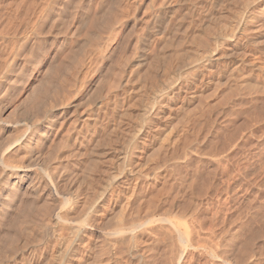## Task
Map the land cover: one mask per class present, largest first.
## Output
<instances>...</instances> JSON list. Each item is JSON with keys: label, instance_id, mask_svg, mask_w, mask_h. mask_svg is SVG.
Masks as SVG:
<instances>
[{"label": "rangeland", "instance_id": "obj_1", "mask_svg": "<svg viewBox=\"0 0 264 264\" xmlns=\"http://www.w3.org/2000/svg\"><path fill=\"white\" fill-rule=\"evenodd\" d=\"M252 2L0 0V96L10 83L13 87L5 100L0 97V102L2 100L12 110L33 89L37 88L38 92L39 85L47 89L50 83L60 84V78L68 81L75 78L82 83L76 96L77 104H80L70 107L65 122L58 129L62 128L64 134L78 131L76 135L70 132L72 138L67 145L71 147L80 142L85 148L82 153H90L85 154L86 158L85 155L78 157H83L81 162L79 159L74 161L79 186L75 184L69 186L70 189L67 186L65 196L60 200L63 212L69 213L67 222L47 219L52 203L47 206L49 211L42 209L40 212L36 208L42 205L39 192L29 199L39 211L32 207L35 212L29 217H21V223L15 222L17 226L8 225L6 220L0 221V257L7 258L0 264H51L58 242L71 237L72 252L63 264H88L93 260L91 257L106 249L103 247L108 244L103 243L104 238L117 228L115 221L121 217V209L126 204L129 209L120 225L124 226L123 231L117 235L116 243L110 244L109 256L114 257L106 264H264V74L253 66L256 63L264 68V0ZM105 10L114 14L113 18L108 17L110 23L106 19L107 12L104 15ZM238 14L241 15L239 20ZM230 21L236 23V28L228 23ZM226 24L234 26V33L230 30L226 33ZM197 28L202 31L198 29L197 34L190 36V29ZM220 30L225 32V37ZM228 32L232 37H228ZM218 34L216 51L204 56ZM234 45L238 47L232 48ZM185 50L192 52L185 53ZM239 50L240 55L246 53L243 59L240 55L236 58ZM232 51L237 52L232 54ZM74 54L81 61L78 64L83 68L87 66L85 79L82 66L75 72L74 67L78 66ZM178 54L185 55L187 59H184L189 61L191 57L192 66L183 68L177 75H170L169 71H164L169 65H163ZM71 60L75 63H72L73 71L66 66L68 61L72 65ZM65 66L70 68L67 73ZM81 80L88 82L85 84ZM65 82L61 80L62 84ZM145 107L148 109L143 111ZM71 122L74 123L72 129L69 128ZM165 129L172 133L162 135ZM129 134L133 137L126 151L129 161H125L123 169H119L121 172H117L115 157L118 158L120 149L123 152L122 146L130 138ZM58 138L61 136L56 137V141ZM136 167L144 168L143 176L137 181L140 186L133 193L132 189L127 191V187L130 186L129 178L138 171ZM68 168L72 169L68 165L64 170L70 172ZM113 170L117 177L102 190L106 174ZM84 188L92 191L88 194ZM87 194H91L89 199ZM130 194L132 199H129ZM90 197L95 203L84 211L81 209L84 204L93 203ZM85 198L89 201L83 204ZM68 200L71 201L67 205ZM116 216L119 218H114ZM68 226L78 227L76 237Z\"/></svg>", "mask_w": 264, "mask_h": 264}, {"label": "bare ground", "instance_id": "obj_2", "mask_svg": "<svg viewBox=\"0 0 264 264\" xmlns=\"http://www.w3.org/2000/svg\"><path fill=\"white\" fill-rule=\"evenodd\" d=\"M117 1V0H116ZM130 1V0H129ZM165 1V0H164ZM234 1V0H233ZM249 1H253L254 2V0H249ZM119 2V1H118ZM121 2V1H120ZM127 2V1H126ZM162 2V1H161ZM170 2V1H169ZM252 2V3H253ZM152 3V2H151ZM159 3V2H158ZM208 3V2H207ZM212 3V2H211ZM215 3V2H214ZM242 3H244V2H242ZM160 4H162V3H160ZM166 4V3H165ZM169 5V4H168ZM204 5V4H203ZM236 5V4H235ZM129 6V5H128ZM160 6V5H159ZM165 6H167V5H165ZM210 6H212V5H210ZM250 6V5H249ZM124 7V6H123ZM135 7V6H134ZM206 7V6H205ZM239 7V6H238ZM117 8V7H116ZM120 8V7H119ZM118 8V9H119ZM215 8H217V7H215ZM111 9H113V8H111ZM115 9V8H114ZM206 9V8H205ZM264 9V8H263ZM131 10H132V8H131ZM262 10V9H261ZM103 11V10H102ZM105 12H107L106 10L104 11V15H111V11H110V14L107 12V14H105ZM125 12V11H124ZM206 12H207V10H206ZM239 12H241V10L239 11ZM252 12V11H251ZM253 12H254V10H253ZM63 13V12H62ZM158 13V12H157ZM208 13V12H207ZM256 13V12H255ZM259 13H260V11H259ZM262 13V12H261ZM118 14V13H117ZM120 15H121V13H119ZM198 14H200V13H198ZM221 14H223V12L221 13ZM257 15H258V13H256ZM107 15V18L106 19H108V22H109V18L108 17H111V18H113V15H111V16H108ZM115 15H116V12H115ZM254 15V14H253ZM260 15V14H259ZM118 16V15H117ZM143 16V15H142ZM204 16V15H203ZM241 17V15H239L238 14V20L240 19V17ZM216 17V16H215ZM217 17H218V15H217ZM246 17V16H245ZM249 17V16H248ZM251 17V16H250ZM253 17V16H252ZM117 18V17H116ZM122 18H124V17H122ZM147 18V17H146ZM195 18V17H194ZM199 18V17H198ZM212 18V17H211ZM221 18H223V16L221 17ZM115 19V18H114ZM251 19V18H250ZM255 19V18H254ZM254 19H252V20H254ZM100 20H103V19H100ZM112 20V19H111ZM115 20H117V19H115ZM115 20H113V21H115ZM118 20H120V19H118ZM124 20V19H123ZM216 20V19H215ZM214 20V21H215ZM219 20H220V17H219ZM238 20H237V22H238ZM195 21V20H194ZM201 21V20H200ZM209 21V20H208ZM221 21H222V19H221ZM246 21V20H245ZM244 21V22H245ZM248 21H250V20H248ZM100 22V21H99ZM202 22H204L203 20H202ZM224 22V21H223ZM232 22H236V20H232ZM231 21L230 22H228L229 24L230 23H232ZM236 22V23H237ZM244 22H243V24H244ZM110 23V22H109ZM212 23H214L213 21H212ZM218 23V22H217ZM221 22H219V24H220ZM236 23H232L234 26H235V24ZM116 24V23H115ZM197 24H199V22H197ZM202 24V23H201ZM250 25H251V23H249ZM99 25V24H98ZM113 25V24H112ZM200 25V24H199ZM217 25V24H216ZM225 25V24H224ZM227 25V24H226ZM255 25V24H254ZM253 25V26H254ZM257 25V24H256ZM260 25V24H259ZM221 26H222V24H221ZM229 26V28H227ZM234 26H232V25H227V26H225V28L227 29L226 30V33H227V31H229L230 30V33L232 32V33H234L233 31L235 30L234 29ZM243 26V25H242ZM113 27V26H112ZM111 27V28H112ZM223 27V26H222ZM120 28V27H119ZM235 28H236V26H235ZM244 28V27H243ZM256 28V27H255ZM199 28H197V29H193V30H191L190 29V36H192V34H193V36L195 35V34H197L195 31L196 30H198ZM221 29V28H220ZM241 29V28H240ZM246 29V28H245ZM245 29H243L244 30V32H245ZM258 29V28H257ZM117 30V29H116ZM201 29H199V31H200ZM203 30H204V28H203ZM222 31H223V29H221ZM220 30V32L221 33H223V35H222V37L224 36V35H226L225 34V32H222ZM251 30V29H250ZM249 30V31H250ZM202 31V30H201ZM205 31H207V30H205ZM205 31H203V33L205 32ZM248 31V30H247ZM255 31V30H254ZM263 31V30H262ZM208 32V31H207ZM207 32H206V35H208L207 34ZM115 33V32H114ZM229 33V32H228ZM230 33L228 34V35H230ZM199 34V33H198ZM202 34V33H201ZM212 34V33H211ZM250 34V33H249ZM112 35V34H111ZM93 36V35H92ZM113 36V35H112ZM116 36V35H115ZM199 36V35H198ZM205 36V35H204ZM213 36V35H212ZM220 35L218 34V36L216 35V37H214V40H213V45L212 46H210L211 48L210 49H205L206 51L204 52V56H208V55H213V53L216 51V41H217V37H219ZM154 37V36H153ZM159 37V36H158ZM200 37V36H199ZM203 36L201 35V38H202ZM208 37V36H207ZM225 37V36H224ZM228 37H232V34L230 35V36H228ZM93 38V37H92ZM161 38V37H160ZM204 38V37H203ZM220 38V37H219ZM234 38V37H233ZM252 38V37H251ZM38 39V38H37ZM94 39V38H93ZM199 41H201L200 39H198ZM84 41V40H83ZM204 42H205V40H204ZM216 42V43H215ZM221 42V41H220ZM253 42H255V41H253ZM83 43V42H82ZM209 43V42H208ZM222 43V42H221ZM80 44V43H79ZM211 44V43H210ZM209 44V45H210ZM251 44V43H250ZM255 44H257V43H255ZM78 45V44H77ZM221 45V44H220ZM202 46V45H201ZM205 46H206V44H205ZM205 46H203V48L205 47ZM207 46H208V44H207ZM206 46V47H207ZM78 47V46H77ZM205 47V48H206ZM221 47H223V46H221ZM236 47H238L237 45H234V47H232V48H236ZM255 47V46H254ZM257 47V46H256ZM190 48V47H189ZM219 48V47H218ZM188 49V48H187ZM202 49V48H201ZM238 49V48H237ZM84 50H86V49H84ZM83 50V51H84ZM190 50V49H189ZM188 50V51H189ZM204 50V49H203ZM230 50H233V49H231L230 48ZM245 50V49H244ZM77 51V50H76ZM75 51V52H76ZM188 51H186L185 50V53L186 52H188ZM249 51V50H248ZM89 52V51H88ZM88 52H87V54H88ZM189 52H192V51H189ZM203 52H202V54H203ZM234 51H232V54H235V53H233ZM254 52V51H253ZM256 52V51H255ZM78 53H80L79 52V50H78ZM231 52H229V54H230ZM239 54H235L236 55V58L238 59V57H237V55L239 56L240 55V50H239V52H238ZM245 53V52H244ZM249 53V52H248ZM77 54V53H76ZM76 54H74L75 55V58L74 59H77V57H76ZM83 54H84V52H83ZM91 54V53H90ZM165 54V53H164ZM189 54V53H188ZM191 54V53H190ZM201 54V55H202ZM229 54H228V56L227 57H229ZM243 53L241 52V55L240 56H242V59L244 58V56H245V54L244 55H242ZM251 54V53H250ZM249 54V55H250ZM258 54V53H257ZM72 55V54H71ZM227 55V54H226ZM79 56V55H78ZM85 56H87V55H85ZM92 56V55H91ZM163 56V55H162ZM162 56H161V58H162ZM177 56V55H176ZM182 56H185V55H182ZM181 56V54H178V56L177 57H175V56H172V58H173V60L171 61V59L172 58H170V61H167V62H170V63H167V64H165V65H163V66H168V68H165V69H168L167 71L166 70H164L166 73L169 71L170 73V75H177V73L181 70L182 71V69L183 68H185V67H190V66H192V58L190 57V61L189 60H186L187 58H186V56L185 57H182ZM225 56V55H224ZM230 56H232L231 54H230ZM80 57V56H79ZM134 57V56H133ZM164 57V56H163ZM226 57V56H225ZM225 57H223V58H225ZM233 57V56H232ZM248 57V56H247ZM85 58V57H84ZM184 58H186V59H184ZM189 58V57H188ZM202 58V57H201ZM235 58V57H234ZM73 59V58H72ZM80 59V58H79ZM231 59V58H230ZM81 60V59H80ZM165 60V59H164ZM206 60V59H205ZM226 60H228V59H226ZM253 60V59H252ZM72 61V62H71ZM70 62H71V64L73 63V64H75L74 63V61L73 60H71ZM82 61H84V60H82ZM230 61V60H229ZM250 61V60H249ZM69 62V61H68ZM67 62V64H66V66L68 65L70 68H72V71H73V69L75 68V69H77L75 72H77V71H80V69H78V68H81V66H82V68H83V65L82 64H78V59H77V63L75 64L76 66H78V67H74L73 68V64L72 65H69V63ZM81 62V61H80ZM79 62V63H80ZM227 62V61H226ZM245 62V61H244ZM244 62H243V64H244ZM83 63V62H82ZM154 63L155 64H157L155 61H154ZM166 63V62H165ZM233 63V62H232ZM239 63H240V61H239ZM247 63H248V61H247ZM250 63H252L251 61H250ZM262 63V62H261ZM25 64V63H24ZM242 64V63H241ZM246 64V63H245ZM254 64V63H253ZM63 65H64V63H63ZM74 65V66H75ZM79 65H80V67H79ZM211 65V64H210ZM247 65H249V63L247 64ZM252 65V64H251ZM66 66H65V70L66 71H64V72H66L67 73V71L70 69H67L68 68V66H67V68H66ZM72 66V67H71ZM157 66V65H156ZM159 66H162V65H159ZM162 66V67H163ZM166 66V67H167ZM254 67H255V69L259 72V73H261V74H264V68H263V66H261V65H259V64H254L253 65ZM85 67H87V66H84V68L83 69H81V72H83L82 74V76H84L83 78L85 79V75H84V72H85V70H86V68ZM225 67V66H224ZM229 67V66H228ZM125 68H126V65H125ZM241 68V67H240ZM85 69V70H84ZM219 69H220V67H219ZM62 70V69H61ZM60 70V71H61ZM84 70V71H83ZM244 70V69H243ZM87 71V70H86ZM163 71V72H164ZM222 71V70H221ZM88 72V71H87ZM90 72V71H89ZM164 72V73H165ZM232 72V71H231ZM60 73V72H59ZM80 73V72H79ZM78 73V74H79ZM139 73V72H138ZM147 73V72H146ZM50 74V73H49ZM61 74V73H60ZM76 74V73H75ZM74 73L72 74V75H75ZM86 74V73H85ZM142 74H144V73H142ZM218 74V73H217ZM16 75V74H15ZM67 75V74H66ZM149 75V74H148ZM162 75H163V73H162ZM169 75V78H171V76ZM185 75V74H184ZM61 76V75H60ZM64 76V75H63ZM78 77L80 76L81 77V74L80 75H77ZM231 76V75H230ZM245 76V75H244ZM18 77V76H17ZM65 77V76H64ZM75 77H76V75H75ZM102 77V76H101ZM143 77V76H142ZM153 77V76H152ZM241 77V76H240ZM82 78V79H83ZM88 78V77H87ZM135 78V77H134ZM155 78V77H154ZM173 78V77H172ZM172 78H171V80H172ZM182 78V77H181ZM231 78V77H230ZM75 79V78H74ZM73 78H72V80H70V81H68L67 79H65L64 80V78L63 79H61L60 78V80L59 79H57V80H59L60 82V84H48V86H49V88H48V86H47V89H42V88H40L41 86L39 85V91L37 92L36 90H38L36 87V89L34 90L33 89V92L30 94H28V96L27 97H25L22 101H20L19 102V104H17L14 108H12V110H10L8 107H9V105H8V107L7 106H5L2 102V100H1V102H0V221H3V220H6V223H8L9 222V224L8 225H13V224H15V222L16 221H18L19 219H22L21 217H25V216H27V217H29V216H31L32 215V213H33V211L34 210H32L33 208L32 207H34L35 206V204L33 205V204H30L29 202V199L30 198H32V194H34L35 192H39L40 194H39V196H40V201L42 200V205H37V209H40L41 211L40 212H42V209L44 210V211H49V209H47V206L48 207H50V205H48L49 203L51 204L52 203V208L50 209V211L48 212V217H47V219L49 218L50 220L51 219H57V220H59V221H62V222H67L69 219H70V217H69V213L68 212H63V210H62V205L60 206L59 205V203L61 202L60 200H61V198L62 197H64L65 195H63L64 194V192H65V190H66V188H67V186H68V189H70L69 188V186H74L75 184H78V173L76 172V171H78L77 169L78 168H76V165L74 164V161L76 160V159H79L78 157H80V156H83V155H85L86 153H82V149H85V148H83L82 147V145H84V144H77V145H75L74 143H76V142H72L74 145L73 146H71V147H69L67 144V141L69 140V138L72 136L71 135V133L70 132H72V134H75L76 132H78V131H76L75 133H73L74 131L73 130H71L72 128H73V124L74 123H70L69 125H71L72 124V127L71 126H69V128H71L70 130V132L68 131V133H66V134H64L63 133V130H62V128H60L61 127V124H63L64 122H65V117L67 116V114H68V112H70V107H73V106H77V105H79V104H77L78 103V101H77V95H78V93H80V91H81V88H82V83H80V82H78L77 80H74ZM176 79V78H175ZM183 79V78H182ZM237 79V78H236ZM56 80V79H55ZM61 80H62V82H65L66 80L68 81V82H65V84L63 83H61ZM10 81V80H9ZM85 81V80H84ZM84 81H82L81 80V82H84ZM154 81V80H153ZM173 81H175L174 79H173ZM5 82H7V81H5ZM12 82V81H11ZM14 82V81H13ZM49 82H52V80L50 81L49 80ZM88 82V81H87ZM87 82L85 81V84H87ZM99 82V81H98ZM97 82V83H98ZM155 82V81H154ZM153 82V83H154ZM162 82V81H161ZM172 82V81H171ZM176 82V81H175ZM15 83V82H14ZM14 83H13V85H14ZM17 83V82H16ZM157 83V82H156ZM9 83L7 82V85H8ZM11 84L12 83H10L9 84V86L8 87H6L5 88V92L0 96L2 99H4V98H6L8 95H10L9 93H10V90L13 88L12 86H11ZM84 84V83H83ZM2 85V84H1ZM100 85V84H99ZM118 85V84H117ZM116 85V86H117ZM170 85V84H169ZM101 86V85H100ZM121 86V85H120ZM157 86V85H156ZM162 86V85H161ZM168 86V85H167ZM166 86V87H167ZM16 87V86H15ZM32 87V86H31ZM83 87H84V85H83ZM98 87V86H97ZM158 87V86H157ZM1 88V87H0ZM4 88V87H3ZM142 88V87H141ZM17 89V88H16ZM15 89V90H16ZM96 89V88H95ZM161 89V88H160ZM4 90V89H3ZM1 91V90H0ZM93 91V90H92ZM30 92V91H29ZM38 93V94H37ZM84 94V93H83ZM128 94V93H127ZM124 95V94H123ZM165 95V94H164ZM37 96H40V100L38 99V97ZM74 96V97H73ZM77 96V97H76ZM17 97V96H16ZM129 97V96H128ZM201 97V96H200ZM0 98V99H1ZM206 98V97H205ZM5 100V99H4ZM7 100V99H6ZM203 100V99H202ZM15 101V100H14ZM80 101V100H79ZM13 104V103H12ZM75 104H77V105H75ZM84 104V103H83ZM82 104V105H83ZM199 104V103H198ZM146 107H147V105H146ZM144 108L143 109V111H145V109H148V108ZM141 108V107H140ZM84 110V109H83ZM124 111V110H123ZM192 111V110H191ZM146 112H148V111H146ZM74 112H72L71 113V115L73 114ZM188 113V112H187ZM127 114V113H126ZM139 114V113H138ZM146 114V113H145ZM70 115V116H71ZM89 115V114H88ZM111 115V114H110ZM74 116V115H73ZM128 116H130V115H128ZM139 116V115H138ZM113 117V116H112ZM139 118V117H138ZM140 118H142V117H140ZM189 119V118H188ZM63 120V121H62ZM75 120V121H74ZM73 121L74 122H76V120L77 119H74ZM69 121V120H68ZM121 121V120H120ZM123 121V120H122ZM116 122V121H115ZM124 122V121H123ZM120 123V122H119ZM126 123V122H125ZM99 124V123H98ZM185 124V123H184ZM65 125V124H64ZM120 125H121V123H120ZM58 126H60L59 128L60 129H58ZM63 126V125H62ZM66 126V125H65ZM75 126V125H74ZM77 126V125H76ZM84 126V125H83ZM101 126V125H100ZM122 126V125H121ZM169 126V125H168ZM98 127H99V125H98ZM126 127V126H125ZM84 128V127H83ZM100 128H102L103 129V127H100ZM81 130V129H80ZM79 130V131H80ZM136 130V129H135ZM135 130L133 131L134 133H135ZM172 130V129H171ZM103 131V130H102ZM132 132V133H133ZM167 132H169V134H171L172 133V131L170 132V131H168V129H165L164 131H163V133H162V135L164 134V133H166L167 134ZM84 133V132H83ZM134 133L132 134L133 136H135L134 135ZM77 134V133H76ZM75 134V135H76ZM79 134V133H78ZM123 134H124V132H123ZM126 134V133H125ZM132 135L131 134H129V136H130V138H129V136H128V138L129 139H127V137H126V144L125 143H123V144H125L124 146H122V148H123V152L121 151V149H120V154L119 155H117L118 156V158L117 157H115L116 159H117V161H118V164L115 166L116 168H118L117 169V172H121L119 169L121 168V169H123V164L125 163L126 164V162L125 161H127L126 160V158H128V157H126V151H127V149H128V147H129V145H130V143H131V141H132ZM59 136H61V138L59 139V140H57L56 141V137H59ZM93 136V135H92ZM168 136V135H167ZM76 137V136H75ZM86 137V136H85ZM101 137V136H100ZM125 137V136H124ZM72 138V137H71ZM94 138V137H93ZM104 138V137H103ZM111 139V138H110ZM77 140V139H76ZM75 140V141H76ZM98 140H101V139H98ZM125 140V139H124ZM70 141H71V139H70ZM80 141V140H79ZM92 141V140H91ZM102 141H104L103 139H102ZM123 141V140H122ZM83 142V141H82ZM98 142V141H97ZM96 142V143H97ZM72 143H71V145H72ZM100 143V142H99ZM106 143V142H105ZM98 144V143H97ZM101 144V143H100ZM69 145H70V143H69ZM89 145V144H88ZM98 146V145H97ZM100 146V145H99ZM87 147V146H86ZM109 147V146H108ZM94 148V147H93ZM92 149V148H91ZM101 150V149H100ZM111 151V150H110ZM82 153V154H81ZM88 153H89V151H88ZM87 153V154H88ZM96 153V152H95ZM129 153V152H128ZM86 154V155H87ZM99 154H102V153H99ZM105 154V153H104ZM86 155H85V158H86ZM89 155H90V153H89ZM96 155V154H95ZM94 155V156H95ZM106 155V154H105ZM98 156H100V155H98ZM102 156H104V155H102ZM96 157V156H95ZM101 157V156H100ZM82 158L83 157H81V159H79V161L80 160H82ZM100 159V158H99ZM113 159V158H112ZM115 159V160H116ZM103 161V160H102ZM116 161V162H117ZM129 161V160H128ZM76 162V161H75ZM81 162V161H80ZM104 162V161H103ZM109 162V161H108ZM112 163V162H111ZM130 163V162H129ZM106 164V163H105ZM69 165V167L71 166L72 167V169L70 170L69 168V170H70V172L67 170V171H65L64 170V168L66 167V166H68ZM79 165V164H78ZM115 165V164H114ZM110 166V165H109ZM113 166V165H112ZM81 167H79V169H80ZM137 168V167H136ZM143 168L144 167H140V169H138V171H137V173H136V170H135V172H134V174L136 173V174H138V175H132L130 178H129V180L128 181H130V186L129 187H127V188H129L127 191H132L133 190V193H134V191H135V189H136V187H138V186H140V184H137L138 182L137 181H139L140 180V177L141 176H143L142 174H143ZM112 169H114V167H112ZM112 169H110V171L112 170ZM62 170H64V172L62 171ZM96 171H98L97 169H96ZM109 171V172H110ZM86 172H88V171H86ZM91 172V171H90ZM65 173V174H64ZM97 173V172H96ZM103 173V172H102ZM62 174V175H61ZM89 174V173H88ZM99 174V173H98ZM97 176V175H96ZM106 176H107V178H105L104 179V182H105V184L104 185H102L103 187L101 188L102 190H104L105 188H106V186L108 185V184H110V182L115 178V177H117L116 176V170H113L111 173H109V175H108V173L106 174ZM176 176V175H175ZM182 177V176H181ZM97 178V177H96ZM144 178V177H143ZM90 179V178H89ZM88 179V180H89ZM99 179V178H98ZM102 179V178H101ZM142 179V178H141ZM95 180V179H94ZM80 181V180H79ZM185 181V180H184ZM85 183H86V180H85ZM91 183V182H90ZM170 183V182H169ZM68 184V185H67ZM128 184V183H127ZM147 184V183H146ZM81 185V184H80ZM87 185H89V184H87ZM142 185V184H141ZM145 185V184H144ZM76 186V185H75ZM78 186H79V184H78ZM77 186V187H78ZM86 186V185H85ZM147 187V186H146ZM72 188H75V187H72ZM80 188H82V186L80 187ZM89 188V187H88ZM87 188V189H88ZM204 188V187H203ZM78 191H79V188H76ZM86 191H87V189L86 188H84ZM100 189V191L102 192V190ZM108 189V188H107ZM132 189V190H131ZM160 190V189H159ZM68 191V190H67ZM69 191H71V190H69ZM68 191V192H69ZM81 191V190H80ZM88 191H92L91 190V188L88 190ZM86 192V193H88L89 194V192ZM74 192V191H73ZM77 192V191H76ZM81 192H83V190L81 191ZM81 192L79 193V196L81 195ZM85 192V191H84ZM138 191H136V193H137ZM135 193V194H136ZM38 194V193H37ZM66 194H67V192H66ZM69 194V193H68ZM70 194H73V193H70ZM84 194V193H83ZM83 194H82V196H83ZM87 194V198L89 199V196L92 194V196H93V193H91L90 195H88ZM132 194V193H131ZM131 194L129 195V199L131 198ZM35 195V194H34ZM76 196L78 195V193L77 194H75ZM74 195V196H75ZM85 195V194H84ZM37 196V195H36ZM76 196H75V198H76ZM86 196V195H85ZM84 196V197H85ZM178 196V195H177ZM35 197V196H34ZM103 197V196H102ZM37 198V197H36ZM71 198V197H70ZM82 198V197H81ZM87 198H85V200L87 199ZM94 198V197H93ZM96 198V197H95ZM174 198V197H173ZM84 199V198H83ZM90 199H92V197H90ZM127 199V198H126ZM132 199V198H131ZM74 200H77V199H74ZM81 200V199H80ZM84 200V202H82L83 204L84 203H86V202H88L89 200H86L85 201ZM93 200H95V199H92L91 200V202H93V203H86V204H84V206L81 208V209H84V211H88L90 208H91V205L93 204L94 205V203H95V201H93ZM66 201V200H65ZM69 201V200H68ZM71 201V200H70ZM70 201L69 202H65L67 205H68V203H70ZM82 201V200H81ZM99 201V200H98ZM153 201V200H152ZM73 202H75V201H73ZM125 202H128V200L127 201H125ZM32 203V202H31ZM123 204H126V203H123ZM33 205V206H32ZM66 205V206H67ZM71 205V204H70ZM73 205H75V203L73 204ZM122 205V204H121ZM75 206H77V205H75ZM79 206V205H78ZM126 207L128 206L127 204L125 205ZM69 207V206H68ZM123 208L122 207V209H121V211H123L121 214V217L119 218L118 216H116V217H114V218H116L117 219V217L119 218V219H117V221H115L116 223H117V228H115V231L113 232L112 230H111V234L109 235H107V238L105 239L104 238V240H106L105 242H103V243H105V245H107L106 247L104 246L103 248H106L105 250H104V252H101L100 251V253H102V254H99V255H96L95 257H91V259L93 258V262L92 261H90V263L91 264H106V263H108L110 260H111V258L112 257H114L113 255H112V257H110L109 255L111 254L110 253V244L111 245H113V244H115L116 243V241L118 240L117 238V235L120 233V232H122L123 231V227H121L120 225L122 224V221H123V217H124V215L126 216L127 214L125 213V211L127 210V209H129V208ZM34 209H35V207H34ZM37 209H35L36 210V212L37 211H39V210H37ZM96 209V208H95ZM153 209V208H152ZM72 210H74V209H71L70 211H72ZM94 210V209H93ZM83 211V210H82ZM96 211V210H95ZM35 212V211H34ZM39 212V213H40ZM127 212V211H126ZM78 213V212H77ZM77 213H76V216H77ZM84 213V212H83ZM87 213V212H86ZM94 213V212H93ZM128 213H129V211H128ZM174 213V212H173ZM92 214V213H91ZM97 214V213H96ZM39 215V214H38ZM71 215V214H70ZM163 215V214H162ZM34 216V215H33ZM33 216H32V218H33ZM36 216H37V213H36ZM92 216V215H91ZM150 216H151V214H150ZM39 218H41V216L39 215L38 216ZM78 217V216H77ZM10 218H12L11 220H10ZM76 218V217H75ZM82 218H84V217H82ZM186 218V217H185ZM34 219H36V218H34ZM33 219V220H34ZM42 219H44V218H42ZM93 219V218H92ZM115 219V220H116ZM23 220H25L26 222H27V220L25 219V218H23ZM40 220V219H39ZM45 220V219H44ZM43 220V221H44ZM72 220V219H71ZM76 220V219H75ZM83 220V219H82ZM111 220V219H110ZM138 220V219H137ZM143 220V219H142ZM189 220V219H188ZM22 221V220H21ZM29 221V220H28ZM30 221H31V218H30ZM40 221H42V220H40ZM48 221V220H47ZM132 221V220H131ZM157 221V220H156ZM19 222H20V220H19ZM39 222V221H38ZM133 222V221H132ZM150 222V221H149ZM162 223H163V221H161ZM227 222V221H226ZM18 223V222H17ZM21 223V222H20ZM40 224V223H39ZM44 224V223H43ZM48 224H50V223H48ZM63 224V223H62ZM109 224H111V223H109ZM108 224V225H109ZM16 225V224H15ZM15 225H14V227H15ZM42 225V224H41ZM107 224H106V226L105 227H107L108 226ZM124 225H126L125 224V222H124ZM4 226V225H3ZM2 226V227H3ZM6 226H7V224H6ZM17 226V225H16ZM35 226V225H34ZM49 226H51V225H49ZM91 226V225H90ZM128 226V225H127ZM151 226V225H150ZM175 226H178V225H176L175 224ZM1 227V226H0ZM5 227V226H4ZM8 227V229H9V226H7ZM33 227V226H32ZM41 227V226H40ZM43 227V226H42ZM69 227H71L72 229H73V237H76V235L78 234V232H79V230L75 227H73V226H68V228ZM85 227V226H84ZM87 227V226H86ZM97 227V226H96ZM116 227V226H115ZM144 227V226H143ZM156 227V226H155ZM160 227V226H159ZM173 227V226H172ZM107 228H109V227H107ZM106 228V229H107ZM170 228V227H169ZM177 228H179V227H177ZM4 229V228H3ZM6 229V228H5ZM11 229H12V226H11ZM24 229V228H23ZM25 229H27V228H25ZM24 229V230H25ZM31 229V228H30ZM64 229H66V228H64ZM99 229V228H98ZM166 229V228H165ZM43 230V229H42ZM51 230V229H50ZM107 230H109V229H107ZM131 230V229H130ZM133 230V229H132ZM138 230H139V226H138ZM143 230V229H142ZM141 230V231H142ZM52 231V230H51ZM60 231H61V228H60ZM81 231V230H80ZM135 231V230H134ZM152 231H153V229H152ZM180 231H182V230H180ZM45 232V231H44ZM58 232V231H57ZM56 232V233H57ZM109 232V231H108ZM113 232V233H112ZM131 232V231H130ZM129 232V233H130ZM176 232V231H175ZM4 233V232H3ZM41 233V232H40ZM142 233V232H141ZM155 233V232H154ZM2 234V233H1ZM5 234V233H4ZM48 234H50V233H48ZM55 234V233H54ZM68 234V233H67ZM173 234H175L174 232H173ZM195 234V233H194ZM197 234V233H196ZM6 235H8V234H6ZM9 235H10V233H9ZM12 235V234H11ZM14 235V234H13ZM37 235H39V234H37ZM133 235V234H132ZM136 235V234H135ZM152 235V234H151ZM169 235V234H168ZM198 235V234H197ZM2 236V235H1ZM20 236H21V234H20ZM50 236V235H49ZM53 236V235H52ZM79 236V235H78ZM177 236V235H176ZM180 236V235H179ZM233 236V235H232ZM2 237H4V236H2ZM7 237V236H6ZM13 237V236H12ZM17 237H19V235H17ZM22 237V236H21ZM39 237H41V236H39ZM56 237V236H55ZM66 237V236H65ZM69 237V236H68ZM130 237V236H129ZM128 237V238H129ZM199 237V236H198ZM201 237V236H200ZM20 238V237H19ZM23 238V237H22ZM84 238V237H83ZM119 238H121L120 236H119ZM124 238H126V237H124ZM131 238V237H130ZM134 238V237H133ZM136 238V237H135ZM1 239V238H0ZM41 239V238H40ZM40 239L38 240V241H40ZM137 239H138V237H137ZM136 239V240H137ZM152 239V238H151ZM193 239V238H192ZM196 239V238H195ZM4 240V239H3ZM2 240V241H3ZM10 240V239H9ZM8 240V241H9ZM22 240H24L25 241V239H22ZM37 240V239H36ZM51 240V239H50ZM57 240V239H56ZM58 240H60V239H58ZM57 240V241H58ZM71 240H72V237L69 239V238H65V239H61L60 240V242H58V249H56V254H55V256L52 258V257H50V259L52 258V260H51V264H63V262H64V260L66 259V257L69 255V252H72V251H70L71 249H70V242H71ZM99 240V239H98ZM101 240V239H100ZM120 240H122V239H120ZM130 240V239H129ZM133 240V239H132ZM5 241V240H4ZM18 241V240H17ZM37 241V242H38ZM102 241H103V239H102ZM123 241H124V239H123ZM199 241H202L201 239L199 240ZM198 241V242H199ZM10 242V241H9ZM197 242V243H198ZM1 243V242H0ZM56 243V242H55ZM83 243V242H82ZM90 243V242H89ZM103 243H99V244H102L103 245ZM118 243V242H117ZM123 243V242H122ZM124 243H126V242H124ZM132 243V242H131ZM167 243V242H166ZM196 243V244H197ZM208 243V242H207ZM215 243V242H214ZM4 243H2L1 245H3ZM5 244H7L6 243V241H5ZM4 244V245H5ZM23 244H25V243H23ZM43 244V243H42ZM169 244V243H168ZM203 244V243H202ZM211 244V243H210ZM221 244V243H220ZM16 245V244H15ZM81 245V244H80ZM199 245H201V243L199 244ZM207 245V244H206ZM215 245H217V244H215ZM229 245V244H228ZM234 245V244H233ZM250 245V244H249ZM6 246V245H5ZM25 246V245H24ZM56 246H57V243H56ZM115 246H117V245H115ZM114 246V247H115ZM120 246V245H119ZM208 246V245H207ZM213 246V245H212ZM2 247V246H1ZM75 247V246H74ZM81 247H83V246H81ZM122 247V246H121ZM126 247H127V245H126ZM200 247V246H199ZM229 247V246H228ZM240 247V246H239ZM239 247H238V249H239ZM7 248H8V246H7ZM25 248V247H24ZM23 248V249H24ZM117 248H118V246H117ZM164 248H166V247H164ZM233 248V247H232ZM3 249V248H2ZM6 249V248H5ZM4 249V250H5ZM8 249H10V248H8ZM7 249V250H8ZM22 249V248H21ZM89 250H90V248H88ZM212 249V248H211ZM214 249H215V247H214ZM241 249H243L242 247L240 248V250ZM15 250V249H14ZM129 250V249H128ZM226 250V249H225ZM228 250V249H227ZM231 250V249H230ZM235 250V249H234ZM245 250H247V249H245ZM254 250V249H253ZM1 251V250H0ZM6 251V250H5ZM74 251V250H73ZM76 251V250H75ZM15 252V251H14ZM12 253V254H14L15 255V253ZM90 252V251H89ZM92 252V251H91ZM90 252V253H91ZM97 252H98V250H97ZM116 252V251H115ZM134 252V251H133ZM239 252V251H238ZM237 252V253H238ZM78 253V252H77ZM107 253H108V255H107ZM114 253V252H113ZM117 253V252H116ZM115 253V254H116ZM121 253H122V251H121ZM124 253V252H123ZM137 253V252H136ZM209 253V252H208ZM208 253H207V255H208ZM236 253V254H237ZM244 253V252H243ZM2 255H3V253H1ZM11 254V253H10ZM119 254V253H118ZM206 254V253H205ZM232 254V253H231ZM83 255V254H82ZM88 255V254H87ZM121 255V254H120ZM135 255V254H134ZM139 255V254H138ZM170 255V254H169ZM204 255V254H203ZM90 256V255H89ZM215 256V255H214ZM218 256V255H217ZM227 256V255H226ZM6 257H8V256H6ZM108 257V258H107ZM127 257V256H126ZM209 257V256H208ZM4 258H5V255H4ZM107 258V259H106ZM165 258V257H164ZM217 258V257H216ZM244 258V257H243ZM2 259H3V257L1 258L0 257V261L2 262ZM5 259H7V258H5ZM5 259H3V260H5ZM8 259H11V258H8ZM71 259V258H70ZM74 259V258H73ZM116 259H118V258H116ZM135 259V258H134ZM172 259V258H171ZM40 260V259H39ZM86 260V259H85ZM84 260V261H85ZM115 260V259H114ZM143 260V259H142ZM169 260V259H168ZM226 260V259H225ZM79 261H80V259H79ZM82 261V260H81ZM121 261V260H120ZM179 261V260H178ZM235 261V260H234ZM22 262V261H21ZM83 262V261H82ZM170 262V261H169ZM205 262V261H204ZM232 262V261H231ZM86 263V262H85ZM89 263V261H88V264H90ZM140 263V262H139ZM143 263V262H142ZM172 263V262H171ZM21 264V263H20ZM130 264V263H129ZM136 264V263H135ZM138 264V263H137ZM168 264H170V263H168Z\"/></svg>", "mask_w": 264, "mask_h": 264}]
</instances>
